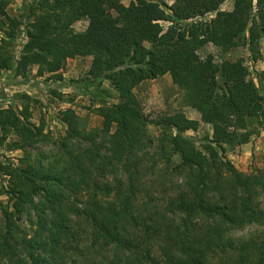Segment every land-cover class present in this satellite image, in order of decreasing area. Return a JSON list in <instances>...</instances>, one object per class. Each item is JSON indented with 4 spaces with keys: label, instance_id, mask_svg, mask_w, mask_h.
Instances as JSON below:
<instances>
[{
    "label": "trees",
    "instance_id": "16d2710c",
    "mask_svg": "<svg viewBox=\"0 0 264 264\" xmlns=\"http://www.w3.org/2000/svg\"><path fill=\"white\" fill-rule=\"evenodd\" d=\"M173 1L167 7L161 0H134L129 6L121 0H31L28 41L16 58L2 50L14 43L23 23L8 14L7 0H0V31L5 34L0 77L7 71L26 75L34 66L38 76L59 75L68 60L92 56L88 76L99 85L109 82L119 99L99 111L107 146L98 132L80 130L76 115L67 110L62 114L67 125L64 154L49 166L19 170L21 181L0 231V264H66L60 250L74 242V218L92 229L91 242L131 252L137 264L153 251L161 264H213L215 254L232 248L230 232L264 223L259 200L264 172L245 175L224 158L225 146L248 144L256 134L252 123L264 122V95L243 59L218 63L212 54H199L208 44L225 49L244 45L257 61L264 0H234L232 11L221 10L228 0ZM213 13L212 20H199ZM80 21L88 25L78 33L74 25ZM167 74L185 92L187 105L200 113L201 122L214 127V135L199 148L184 136L197 131L199 121L178 113L155 122L163 155L167 145V159L177 155L178 169L186 172L185 192L165 203L161 213H147V203L145 210L138 207L141 171L134 150L146 140L149 121L134 90ZM0 115L2 129L13 130L18 138L11 143L14 150L48 137L26 111ZM108 175L113 182L100 181ZM24 212L33 231L14 235L10 225ZM169 215H179L178 224ZM219 264H264V237L243 243Z\"/></svg>",
    "mask_w": 264,
    "mask_h": 264
},
{
    "label": "rangeland",
    "instance_id": "374dc122",
    "mask_svg": "<svg viewBox=\"0 0 264 264\" xmlns=\"http://www.w3.org/2000/svg\"><path fill=\"white\" fill-rule=\"evenodd\" d=\"M133 1L121 0L126 6H129ZM161 1L167 7L174 4L173 0ZM30 2L31 0H7L8 14L12 18L19 19L23 24L17 31L14 43L10 47L4 48L2 52L16 58L20 57L23 47L28 41L27 30L31 22V19L28 18ZM233 8L234 0H228L222 5L221 10L232 11ZM166 10L168 9L166 8ZM215 16L216 14L213 13L199 20L206 22ZM87 25L86 21H80L74 25V30L81 33L87 28ZM164 25L169 26L168 23ZM3 39H5V34L0 31V42ZM199 54L202 57L212 54L218 63L223 60L243 59L251 77L264 95V38L259 41L256 55L259 59L257 61L253 60L254 55L244 45L225 49L208 44L199 51ZM92 61V56L70 59L59 75L48 73L38 76L37 66L30 68L26 75L17 76L11 71L2 73L0 77V111L12 110L17 113L26 111L30 122L42 127L44 134L48 137L44 142L39 141L25 150H14L11 143L18 140L16 134L13 130L5 131L0 126V231L7 224L4 212L6 209L11 210L12 200L17 190L16 185L21 181L18 176L19 170H25L28 166L37 168L42 164L49 166L51 160H56L60 158L61 154H64L61 146L62 139L67 132V125L62 121L64 112L73 111L78 120L79 129L83 132H98L100 140H103L107 146L108 137L102 131L103 118L99 111L102 107L118 103L119 99L109 82L103 81L99 85L88 76ZM58 76H62V79H59ZM134 92L149 121L146 140L137 147V150H134V154L139 156L141 171L138 181L140 187L138 207L145 210L142 205L147 203V213H153L156 210H158L156 213H161L165 203L176 199L179 194L185 192L186 172L182 173L178 169L180 159L177 155L171 156L170 160L167 159L171 155L167 145L165 146L166 154L163 155L159 143L161 132L155 122L164 116H175L178 113L184 114L190 120L199 121L201 125L197 131L190 130L184 133V136L192 139L199 148L211 141L214 127L201 122L200 113L187 105L185 92L174 84L170 74L156 80L145 81L137 86ZM251 126L256 132L251 141L235 148L225 146L224 154V158L245 175L264 172V122L262 124L254 122ZM5 136L6 140L3 141L2 138ZM134 161L137 162L138 159ZM106 180L113 182V177L108 175L106 179H100L101 182H106ZM259 200L264 210V195L259 196ZM14 217V223L10 225L11 230L14 229L15 233L20 232L21 234L32 233L34 227L26 212L16 214ZM169 217L178 224L179 215H169ZM72 226L75 235L74 242L65 245L64 249L60 250L65 257L66 264H119V261H122V264H125L124 261L127 264L128 262L137 264V255L131 252L121 253L114 245L101 246L91 242L92 229L84 220L74 218ZM229 236L234 241L232 248L227 253L215 254L212 258L213 264H219V262L229 259L243 243L253 239H262L264 223L247 225L243 229L230 232ZM162 261L158 253L155 255L153 251L151 258L146 259L142 264H161Z\"/></svg>",
    "mask_w": 264,
    "mask_h": 264
}]
</instances>
